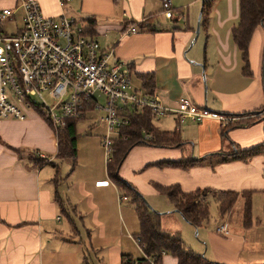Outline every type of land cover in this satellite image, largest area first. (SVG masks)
Wrapping results in <instances>:
<instances>
[{
    "label": "crops",
    "instance_id": "obj_1",
    "mask_svg": "<svg viewBox=\"0 0 264 264\" xmlns=\"http://www.w3.org/2000/svg\"><path fill=\"white\" fill-rule=\"evenodd\" d=\"M175 1L187 8L198 3V0H173L174 9H177ZM38 2L46 16L67 14V10L84 24L88 18H95L92 37L103 49H114L111 62L120 59L130 64L132 82L136 84L133 91L158 98L164 107L171 109L165 116L171 114L178 121L174 130L178 128L185 141L182 148L136 146L119 172L163 214V229L179 232L191 249L203 253L208 260L221 264H264V155L248 162H224L222 156L210 155L232 153L226 148L234 149L235 145L249 149L264 142L263 122L231 130L228 138L223 134L225 127L236 119L258 115L264 118V111L244 115L264 106V24L253 35L252 76H247L241 53L231 38L232 28L239 20V0L207 2L209 10L204 14L203 26L202 5L197 39L203 34L205 45L197 50L191 25H173V18L164 28L154 23L157 15L154 32L139 29L135 34L126 33L129 26L147 23L151 15L161 13L163 0H72L63 5L59 0ZM18 5L19 0H0V9L18 8ZM21 17L18 10L17 24H21ZM145 75L153 76L151 86H147L149 78L144 79ZM183 99L206 107L213 116L181 122L173 110ZM95 113L88 112L80 121L90 120ZM93 125L105 127L98 135L82 138L85 157L78 150L79 164L63 183L57 182V188L50 185L44 188V172L54 181L52 171L47 170L49 166L29 169L13 149H29L42 158L56 161L58 141L53 127L36 111L30 112L25 120L0 117V264H121L123 256L130 255L135 260L146 257L134 240L140 231L137 214L121 205L117 184L108 170L111 158L102 149L106 124L98 120ZM159 128L174 131L170 130L174 126ZM143 133L146 139V131ZM200 157H206L204 164L186 170L144 169L159 161ZM155 183L179 184L184 192L209 189L204 197L208 201L219 191H250L253 224L250 228L243 225L245 199L240 196L230 213L222 218L223 223L217 226H225L228 235L217 233V227L210 231L207 224L196 229L167 197L155 190ZM129 200L130 197L126 201ZM187 226L198 230L197 238L188 234ZM87 255H92L93 263ZM160 264H178V261L166 254Z\"/></svg>",
    "mask_w": 264,
    "mask_h": 264
},
{
    "label": "built area",
    "instance_id": "obj_2",
    "mask_svg": "<svg viewBox=\"0 0 264 264\" xmlns=\"http://www.w3.org/2000/svg\"><path fill=\"white\" fill-rule=\"evenodd\" d=\"M71 1L59 0L61 5ZM162 7L165 18L172 19L173 0H163ZM18 10L21 24H17ZM138 31V25H131L126 33ZM113 56V48L103 49L86 34L82 21L65 13L46 16L38 0H19L18 8L0 9V117L25 120L39 106L57 134L67 121L83 119L94 111L106 124L102 144L111 158L113 139L136 111L149 108L160 117L171 110L158 98L133 91L130 64L120 59L111 62ZM173 111L181 122L213 116L190 99L181 100ZM216 232L229 234L225 226L217 227ZM134 240L143 250L141 238Z\"/></svg>",
    "mask_w": 264,
    "mask_h": 264
},
{
    "label": "trees",
    "instance_id": "obj_3",
    "mask_svg": "<svg viewBox=\"0 0 264 264\" xmlns=\"http://www.w3.org/2000/svg\"><path fill=\"white\" fill-rule=\"evenodd\" d=\"M239 1V20L237 25L232 28L231 38L240 51L241 58L245 63L243 69L244 73L247 76H252L250 48L256 29L264 24V0ZM207 10H209V5L204 0L201 26L206 23L204 14H206ZM157 15L158 14L151 15L147 23H139V29H147L150 32H154L153 21ZM96 23L97 21L93 17L87 19V23L85 24L87 35L89 34V36H92L91 32L96 26ZM147 78H149L147 86H151L152 82L150 83V81H152L153 76L145 75L144 79ZM35 110L39 116L44 118L52 126L51 121L46 118L45 113L39 106H36ZM261 111H264V106L252 113L244 115H258ZM258 116L236 119L230 122L223 130L224 136L228 138L229 132L234 129L248 128L261 122L264 123V118ZM154 118L155 113L148 108L136 111L132 115L129 125L121 127L118 131V135L113 139V152L111 159L108 161V170L111 172L117 186L127 194L126 196L130 197L134 206L140 225V231L136 237L141 238V243L144 246L143 251L146 255V257L139 260H135L130 255L123 256L121 264H150L148 258L154 259L160 264L163 256L166 254L175 257L178 264H221L216 261L208 260L203 254L197 253L191 249L179 232L165 231L162 227L163 214L153 210L138 189L120 176L119 172L122 164L130 151L136 146L147 145L157 148H182L185 144L178 128L174 131H162L155 125ZM79 121L80 120H69L66 125L58 129L57 132L58 150L55 159L58 161L70 159L73 169H75L78 164L77 142ZM144 130L147 134L151 135L150 139H144ZM234 149L232 153L219 152L210 155H220L223 157L224 162H248L256 156L264 155V142L249 149H242L235 145ZM13 151L18 155V159L23 165L29 169L43 167L44 165L57 166L56 161L42 158L35 151L29 149H13ZM206 157L176 161H159L147 165L144 169L158 167L186 170L204 164V158ZM154 188L159 194L167 197L174 205L175 210L180 212L185 220L196 229L209 223L211 218V203L204 198L208 195V192H210L209 189H197L192 192H184L179 184L164 186L157 183L154 184ZM56 195L58 196V194ZM240 196L245 199L243 225L245 228H250L253 224L252 192L244 191L240 193L233 190H225L219 191L216 194L214 193L212 198L218 204L219 216L223 218L230 213ZM0 222L2 221L0 220Z\"/></svg>",
    "mask_w": 264,
    "mask_h": 264
},
{
    "label": "rangeland",
    "instance_id": "obj_4",
    "mask_svg": "<svg viewBox=\"0 0 264 264\" xmlns=\"http://www.w3.org/2000/svg\"><path fill=\"white\" fill-rule=\"evenodd\" d=\"M205 1L209 2L211 0H205ZM175 4H176L177 9H173V14H174L173 15V21H172L173 25H177L179 27H184L185 25H188V24L191 25L192 33L194 35V38H196L198 20L200 17V13L202 11L203 0H198V3L195 6H192L191 8H187V5H178L176 3V1H175ZM179 7H181V8H179ZM66 13H67L66 15H68L69 17H75V16L69 14L70 12L69 11L67 12V10H66ZM169 20H171V19L165 18V16L162 14V11H161V13L158 14V17L154 21V23L156 25H160V27L165 28L169 24ZM8 28L10 29L11 32H14L12 25H9ZM202 37H203V34H201L200 39H196L194 41L195 46H196L195 50L202 49L204 47L205 41H204V38H202ZM133 84L136 87V84L134 81H133ZM205 85L207 86V84L204 80V87H205ZM205 89H206V87H205ZM100 104H102V105L105 104V99L103 97L100 98ZM98 115H99V113H95L90 120H84V121L78 122V143H79V147H77V149L80 150L82 158H84L86 155L84 153V150H85L84 149V140L82 138L86 137V136L98 135V133L101 131V129H104V127H105V126H102L101 128H96L93 125V123H95V122L97 123ZM166 116H160V117L155 116V123L158 124L159 127L166 128V129H169V128H171V126H174L173 129H170V130H174L178 124V121L176 120V118H173V116L171 117V114L168 117H166ZM181 124L183 125V123H181ZM185 125H183V126H185ZM89 128H90V130H89ZM102 149H104L103 146H102ZM226 150H229L227 152H233V150H235V149H232V147H230V148L228 147V148H226ZM56 161H57V166L48 165L49 167L47 169L48 171H52V173H53V178H54L53 183L49 179V177L48 178L46 177L45 172L43 173L42 186L44 188L47 185H50L54 188H57L56 187L57 182L60 181V184L63 183L64 178L70 173V171L73 168L72 161L70 159H66V160H62V161L56 160ZM78 164H79V161H78ZM78 164H77V166H78ZM58 188H59V190H61L60 187H58ZM117 189L119 191L118 192L119 201L122 202L121 205L128 206L130 209L132 208L135 212V209H134V206H133L131 200L126 201L128 199V197L126 199H124L125 192L121 188H119L118 186H117ZM144 198L146 199L145 196H144ZM146 200H147L148 204L151 206V208H153V206L150 204L148 199H146ZM210 203H211L210 204L211 218H210V221L207 225L209 227V230L213 231L214 228H216L218 225L223 223V219L218 214V204L215 202V200L213 198L210 199ZM235 209H237V208H235ZM153 210H155V209L153 208ZM135 214H136V212H135ZM234 215L237 216V210H235ZM61 216L63 217V219H66L65 216H63V215H61ZM187 227L189 229L188 234L192 238H194V237L197 238L196 233L198 232V230H195V229L193 230V228H191L189 226H187ZM87 249H89V248L87 247ZM201 254H203V253H201ZM87 256L90 258V262L93 263L92 255H87Z\"/></svg>",
    "mask_w": 264,
    "mask_h": 264
},
{
    "label": "water",
    "instance_id": "obj_5",
    "mask_svg": "<svg viewBox=\"0 0 264 264\" xmlns=\"http://www.w3.org/2000/svg\"><path fill=\"white\" fill-rule=\"evenodd\" d=\"M201 16H202V12L200 13V17H199V20H198V27H197V35H196V39L199 35V32H200V22H201Z\"/></svg>",
    "mask_w": 264,
    "mask_h": 264
}]
</instances>
